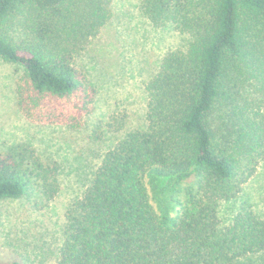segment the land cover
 Segmentation results:
<instances>
[{
	"label": "trees",
	"instance_id": "trees-1",
	"mask_svg": "<svg viewBox=\"0 0 264 264\" xmlns=\"http://www.w3.org/2000/svg\"><path fill=\"white\" fill-rule=\"evenodd\" d=\"M111 3L0 0V58L22 69L24 118L83 126L96 91L76 60L108 27ZM140 10L189 41L145 84L144 126L116 139L66 209L56 264H255L264 219L248 201L227 223L219 209L264 161V0H140ZM121 126L111 115L89 137ZM54 165L28 145L0 152V200L53 199Z\"/></svg>",
	"mask_w": 264,
	"mask_h": 264
},
{
	"label": "rangeland",
	"instance_id": "rangeland-1",
	"mask_svg": "<svg viewBox=\"0 0 264 264\" xmlns=\"http://www.w3.org/2000/svg\"><path fill=\"white\" fill-rule=\"evenodd\" d=\"M111 11L108 27L76 60L96 91L94 110L79 129L24 118L15 91L22 69L0 58V152L28 145L44 162L59 165V191L53 199L35 192L0 200V263H57L66 209L81 196L86 179L116 139L144 126L145 84L168 51L185 48L189 41L170 28H154L141 13L140 0H112ZM111 115L119 118L122 129L91 140L95 126ZM242 201L264 219V161L241 195L220 206L221 221L229 222ZM251 258L264 263V253Z\"/></svg>",
	"mask_w": 264,
	"mask_h": 264
}]
</instances>
